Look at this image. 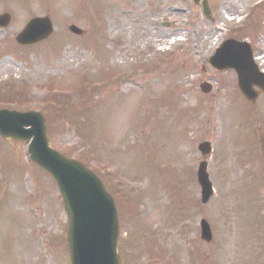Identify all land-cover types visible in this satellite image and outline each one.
Masks as SVG:
<instances>
[{
  "label": "rangeland",
  "instance_id": "1",
  "mask_svg": "<svg viewBox=\"0 0 264 264\" xmlns=\"http://www.w3.org/2000/svg\"><path fill=\"white\" fill-rule=\"evenodd\" d=\"M208 1L214 22L192 0H0V14H13L0 29V107L40 110L51 146L106 180L120 204V243L127 233L123 264H264V96L248 104L235 74L206 62L222 28L238 30L255 0ZM46 14L53 35L18 46L26 22ZM167 18L174 25H158ZM249 18L234 36L263 57L264 4ZM70 24L85 34H70ZM205 81L209 93L199 89ZM52 88L58 99L46 94ZM51 99L60 108L38 103ZM201 141L213 148L215 194L205 206ZM25 156L26 145L0 138V264H70L61 196ZM201 218L213 231L209 244L199 238Z\"/></svg>",
  "mask_w": 264,
  "mask_h": 264
},
{
  "label": "water",
  "instance_id": "2",
  "mask_svg": "<svg viewBox=\"0 0 264 264\" xmlns=\"http://www.w3.org/2000/svg\"><path fill=\"white\" fill-rule=\"evenodd\" d=\"M8 22V15L0 16V26H6ZM70 30L80 34V30L75 27ZM51 31L47 18L35 19L29 22L24 35L18 40L22 43H33L47 37ZM231 46L233 51H237V56L232 57L235 62L223 63V58L220 59L218 53L212 64L217 69L235 68L239 75L240 90L253 102L260 93H264V75L257 74L252 63H247L240 45ZM225 50L226 46L222 48L220 55ZM254 85L261 92H254ZM0 135L5 139L23 142L31 140L28 152L32 160L55 179L68 215L67 246L71 264H119L116 255L117 220L112 199L101 182L82 165L49 148L42 116L34 112L1 110ZM200 150L203 155L210 151L208 144H202ZM197 177L205 202L212 193L205 163L200 164ZM202 238L206 241L211 239L205 222H202Z\"/></svg>",
  "mask_w": 264,
  "mask_h": 264
}]
</instances>
